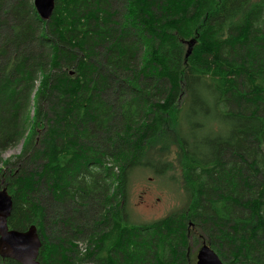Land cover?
Returning a JSON list of instances; mask_svg holds the SVG:
<instances>
[{
	"label": "trees",
	"instance_id": "1",
	"mask_svg": "<svg viewBox=\"0 0 264 264\" xmlns=\"http://www.w3.org/2000/svg\"><path fill=\"white\" fill-rule=\"evenodd\" d=\"M171 155L184 205L132 223L133 170ZM1 180L40 264H188L197 235L264 264V0H0Z\"/></svg>",
	"mask_w": 264,
	"mask_h": 264
},
{
	"label": "rangeland",
	"instance_id": "2",
	"mask_svg": "<svg viewBox=\"0 0 264 264\" xmlns=\"http://www.w3.org/2000/svg\"><path fill=\"white\" fill-rule=\"evenodd\" d=\"M207 122L213 128L224 130V126L215 118H209ZM21 147L22 141L14 148L3 152L2 158H12L20 152ZM170 158L174 161L172 155ZM182 186V170L175 161L173 169L161 175L152 169H134L127 187L126 207L129 220L134 224L147 223L182 208L186 198ZM56 216H61L60 211H57ZM51 228L56 234L58 226L53 224ZM77 244L82 251L87 246L85 240L79 239Z\"/></svg>",
	"mask_w": 264,
	"mask_h": 264
},
{
	"label": "water",
	"instance_id": "3",
	"mask_svg": "<svg viewBox=\"0 0 264 264\" xmlns=\"http://www.w3.org/2000/svg\"><path fill=\"white\" fill-rule=\"evenodd\" d=\"M56 0H33L37 15L42 20H48L53 12ZM194 38L186 41L187 57L195 44ZM72 73V71H71ZM12 209V197L0 181V257L12 259L20 264H40L38 261L40 236L35 225H29L25 230L10 229L7 218ZM195 264H226L214 250L205 242L196 254Z\"/></svg>",
	"mask_w": 264,
	"mask_h": 264
},
{
	"label": "flooded vegetation",
	"instance_id": "4",
	"mask_svg": "<svg viewBox=\"0 0 264 264\" xmlns=\"http://www.w3.org/2000/svg\"><path fill=\"white\" fill-rule=\"evenodd\" d=\"M187 232H189V230H187ZM189 240L192 241V238L189 237ZM201 244H202V239L199 237V235H197V238H196V246L192 250H190L191 251V259H192V262H191V259H190L187 262L188 264H195L196 263V254H197V251L199 250ZM186 256H188V253L186 254Z\"/></svg>",
	"mask_w": 264,
	"mask_h": 264
},
{
	"label": "bare ground",
	"instance_id": "5",
	"mask_svg": "<svg viewBox=\"0 0 264 264\" xmlns=\"http://www.w3.org/2000/svg\"><path fill=\"white\" fill-rule=\"evenodd\" d=\"M35 9V8H34Z\"/></svg>",
	"mask_w": 264,
	"mask_h": 264
}]
</instances>
